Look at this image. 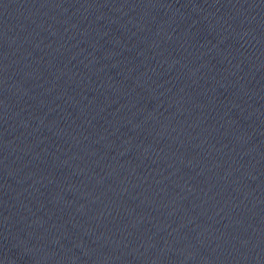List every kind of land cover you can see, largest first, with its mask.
<instances>
[{"label": "water", "instance_id": "1", "mask_svg": "<svg viewBox=\"0 0 264 264\" xmlns=\"http://www.w3.org/2000/svg\"><path fill=\"white\" fill-rule=\"evenodd\" d=\"M0 264H264V0H0Z\"/></svg>", "mask_w": 264, "mask_h": 264}]
</instances>
